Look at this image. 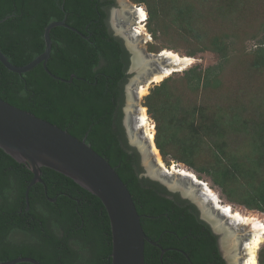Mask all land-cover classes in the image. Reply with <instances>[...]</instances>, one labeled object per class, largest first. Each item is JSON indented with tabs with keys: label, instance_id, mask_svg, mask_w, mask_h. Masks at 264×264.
<instances>
[{
	"label": "trees",
	"instance_id": "obj_1",
	"mask_svg": "<svg viewBox=\"0 0 264 264\" xmlns=\"http://www.w3.org/2000/svg\"><path fill=\"white\" fill-rule=\"evenodd\" d=\"M90 1L0 0V50L14 65H24L43 51L44 27L61 19L64 13H67L66 22L80 32L65 26H54L50 30L51 52L47 68L66 80L74 75L70 82L52 77L41 64L27 72L16 73L0 62V98L79 139L86 136V142L115 169L132 196L145 234L157 242V245L145 242L144 264H225L216 236L198 219L193 204L179 199L176 194L172 199L159 183L140 178L133 166L135 159L119 142L114 108L118 80L122 75L118 61L120 47L102 28L100 20L91 23L88 30L84 29L90 17L97 18L90 11ZM214 5H211L213 10ZM175 10L177 16L194 15L184 23L192 36L202 43L205 31L195 16L198 11L183 0L175 4ZM78 12L81 18L76 16ZM157 18L159 15L148 10L149 22ZM214 46L220 53L222 48L217 43ZM261 51L263 54L252 64L256 68H264V50ZM101 58L106 59L103 65H99ZM220 71L221 66L216 70L191 68L184 71V77L187 82L201 79L208 83L209 75L214 72L217 75ZM169 80L162 79L153 86L144 103L156 122L153 140L166 165H169L165 160L169 154L167 148H176L178 161L196 171L209 173L229 195L230 201L264 212V178H257L258 185H253V179L250 183L240 182L242 175L234 156L226 164L215 163L211 169L196 168L194 154L202 143L198 140L204 141L196 137V133L205 128L202 126L207 116L204 109L190 112L192 122L187 132L167 133L171 122L164 118L162 94ZM234 119V113L229 118L215 116L212 127L217 129L218 141L223 137L222 127ZM214 141L213 148L218 153L222 143L218 145L215 138ZM251 162L255 167L260 166L262 159ZM31 178L32 172L25 163L16 161L0 148V262L28 256L40 264H111L110 224L100 199L62 173L41 167L42 182L30 187L26 210L25 189ZM226 182L236 183L237 190L225 189ZM232 192L239 197L233 198ZM11 231L23 233L22 242L7 241ZM161 248L167 250L160 260ZM257 261L264 264V246L259 249Z\"/></svg>",
	"mask_w": 264,
	"mask_h": 264
},
{
	"label": "rangeland",
	"instance_id": "obj_2",
	"mask_svg": "<svg viewBox=\"0 0 264 264\" xmlns=\"http://www.w3.org/2000/svg\"><path fill=\"white\" fill-rule=\"evenodd\" d=\"M129 1L133 5L141 6L146 12L142 24L150 39L140 42L139 46L146 47L148 51L154 53L171 48L169 50L191 58L184 68L163 78H170L162 94L165 100L164 118L171 122L167 133L187 132L188 125L192 122L190 112L199 108L204 109L207 116L204 120L205 125L202 126L205 128L196 133V137L200 136L204 140H198L202 143L196 148L198 152L194 154L196 168L211 169L215 163L226 164L234 156L242 175L240 182L250 183L253 179V185H258L257 178H264V68H256L252 64L258 55L263 54L261 49L264 50V0H183L198 11L195 16H198V22L204 26L205 31L203 44L192 36L184 23L185 19L191 20L194 15L177 16L175 4L179 0ZM211 5H214L215 10ZM148 10L159 15V19L149 22ZM194 25L197 28V24ZM214 43L222 48L220 53L214 50L217 48ZM203 46L205 49L201 48ZM220 66L221 71L217 75L216 71L210 74L207 84L201 79L187 82L184 77V71L187 69L210 67L216 70ZM160 81L152 82L145 94L138 96L137 100L138 105L145 107L153 138L156 122L144 103L150 89ZM196 84L199 85L198 88L194 87ZM231 113H234L235 119L222 127L223 137L218 141L215 136L218 132L216 128L213 130L212 121L216 115L229 118ZM259 128L263 129L260 131ZM137 129L143 131L138 126ZM260 132L262 134H259ZM214 138L218 145L222 143L218 153L213 148ZM256 138L259 139V143ZM167 149L169 153L165 157L167 163L179 164L193 171L199 179L208 184L223 203L230 204L244 214L255 215L264 223V212L230 201L228 194L222 191L209 173L186 166L178 161L179 154L176 148ZM219 157L223 159L220 160ZM160 158L166 165L161 154ZM258 159H262L260 166H253L251 161ZM237 188L234 182L225 183V189ZM236 192H232L233 198L239 197ZM258 246L255 252L256 259L259 249L264 246V235ZM245 260L244 257L243 261Z\"/></svg>",
	"mask_w": 264,
	"mask_h": 264
},
{
	"label": "water",
	"instance_id": "obj_3",
	"mask_svg": "<svg viewBox=\"0 0 264 264\" xmlns=\"http://www.w3.org/2000/svg\"><path fill=\"white\" fill-rule=\"evenodd\" d=\"M54 26H65L80 33L77 29L66 24L64 20L52 21L44 27V49L40 54L28 63L18 66L12 64L0 50V62L8 70L16 73L27 72L41 64L52 77L70 82L74 75L66 80L52 74L47 68V61L51 52L50 30ZM159 52L160 50L156 53H146L140 49V53L145 57H151L150 62L154 64L152 66L150 63L152 69L148 74L160 68L158 60L165 61V58H162ZM131 71L134 72L132 83H137L138 79L145 81V78L140 76L141 74L138 75L136 69H134L133 59ZM134 99L138 100L139 98L136 96ZM129 129L131 143L137 146L141 154L143 168L141 175L158 182L171 193H178L182 199L187 200L196 207L198 219L204 222L216 236L221 256L224 258L225 263L229 264L231 257L228 254V256L226 255L223 245L233 236L239 239L238 247L242 249L244 241L248 242L250 239V232L244 231L243 224L236 222L229 217L227 212L216 207L214 200L207 197L201 189L202 181H196L195 178L188 176L168 173L167 169L166 171L161 169L157 165L152 147L144 137L143 131L141 129H134L135 131L132 128ZM133 134L139 139L135 140L132 137ZM141 141L145 147L139 144ZM0 148L16 161L25 163L32 172V178L25 189L26 209L29 207L28 192L30 187L36 182H42L41 167H48L62 173L97 196L102 202L110 224L111 264H144L145 242L153 245H157V242L149 239L145 234L140 215L122 179L108 161L86 142V136L79 139L57 125L0 98ZM150 170H155V174L158 176L152 175ZM173 179H176L177 184L171 187L169 183ZM184 190L191 193L186 194ZM166 250L167 248H161L160 260ZM184 255L189 260L188 255L186 253ZM243 256L244 254H240L237 262L231 264H242ZM19 262L40 264L36 259L28 256L1 261L0 264H17Z\"/></svg>",
	"mask_w": 264,
	"mask_h": 264
},
{
	"label": "bare ground",
	"instance_id": "obj_4",
	"mask_svg": "<svg viewBox=\"0 0 264 264\" xmlns=\"http://www.w3.org/2000/svg\"><path fill=\"white\" fill-rule=\"evenodd\" d=\"M127 8H130L129 11L130 10L133 11V13L131 12L132 19L130 20V24H129L131 26L129 32L133 35L134 40H139L137 35H140L143 41H148L150 37L145 32L144 24H142L146 18V12L141 6H136L133 4L128 5L127 7H124V9H127ZM119 17H122V15H120ZM159 55L162 58H165V61L161 62L160 60H158L157 62L159 63L160 68L156 69L154 72L151 71L152 73L148 74L149 71L152 69V66L154 65L150 62L152 60L151 57L143 56L142 53H140V48H138L137 50H134V56H136V58L134 59V69H136L138 75L141 74L140 76H143L145 78L144 82L138 79L137 96L144 95L147 90V87L152 82H159L164 77L171 74L172 72L178 71L184 68L186 65H188L191 59L188 56H181L175 53V51L173 52L172 50H169V49H162ZM150 63L152 66L150 65ZM137 108L138 109L136 111V119H137L136 125L143 129L144 131L143 135L149 141V144L152 147V152L156 157L157 165L165 171L167 169L168 173L188 176L191 178H195L196 181H202L201 189L205 192L207 197H211L214 200L216 207L227 212L229 217L234 219L236 222L243 224L244 231L250 232L251 234L250 239L247 243L244 241L245 244L242 249L238 247L239 239L233 236L230 237L229 241H227L223 245L224 252L226 253V255L228 254L231 257L229 264H231L232 262L233 263L237 262V259L240 257V254H244L243 260H244V257L246 258L245 261H242V264H258L256 256H255V252H256V249L259 247L258 245L261 242L263 235H264V223L260 221L255 215L244 214L238 209H234L233 207H231L230 204L223 203V201L219 199L217 194L209 188L208 184L205 181L200 180L193 171L185 167H182L179 164H175V163H172L166 166L162 162L158 149L156 148L154 144L153 133L151 132L152 130H150L151 126H150V123L148 122L149 120H147V114H146L145 107L138 105ZM131 110H133V108H131ZM132 137L138 138L135 135ZM139 144L145 147L142 141ZM150 172L152 175L158 176L155 174V170H150ZM176 184H177L176 179H173L169 183V186L173 187ZM184 191H186V194L191 193L190 191H187V190H184Z\"/></svg>",
	"mask_w": 264,
	"mask_h": 264
},
{
	"label": "flooded vegetation",
	"instance_id": "obj_5",
	"mask_svg": "<svg viewBox=\"0 0 264 264\" xmlns=\"http://www.w3.org/2000/svg\"><path fill=\"white\" fill-rule=\"evenodd\" d=\"M90 4L92 8V10H90L92 12V15H95L97 18L90 17V19L84 26V29L88 30V26L91 23L100 20L102 28L104 27L103 29L107 32V34L113 37L115 41H117L120 47L118 61L121 63L122 75L118 80V97L116 99L114 108V126L119 130L118 140L123 146V149L130 155H132L133 160L135 159V161H133V166L137 170L138 176L140 178L151 180L147 176L141 175L143 172V168L141 165V154L138 151L137 146L135 144H132L129 138V128L131 127L133 131L137 129L136 111L138 109L137 100L134 99V97L137 96L138 86H136V84L138 85V82L132 83L134 72L131 71V63L132 59L134 60L136 58V56H133V54L134 50H137L138 48L142 49L146 53H149L150 51H148L146 47L139 46V43L143 42V39L140 37V35H137L139 40H134L133 35L129 32L131 27L129 24L130 20L132 19L133 11H129L130 8L124 9V7L133 4L132 2H130L129 0H91ZM78 15L81 18L80 12H78L76 16ZM120 15H122V17H119ZM66 17L67 13H64L63 17L59 20H64L66 24L71 26L70 22H66ZM105 61L106 59L101 58L99 61V65H103ZM131 108H133V110H131ZM134 139L136 140L138 138L134 137ZM166 191L169 193L168 197L174 199V194H176L178 195L179 199L184 200L179 196L178 193H171L167 189ZM50 200L55 201V198H50ZM184 201L190 203L187 200ZM24 237L25 236L23 235V233L11 231L7 234V241L9 240L10 243H19L22 242Z\"/></svg>",
	"mask_w": 264,
	"mask_h": 264
}]
</instances>
